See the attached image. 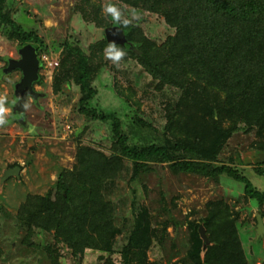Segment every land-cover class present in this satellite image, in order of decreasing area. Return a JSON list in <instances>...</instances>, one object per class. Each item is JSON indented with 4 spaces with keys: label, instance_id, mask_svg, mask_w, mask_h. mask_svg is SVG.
Wrapping results in <instances>:
<instances>
[{
    "label": "trees",
    "instance_id": "trees-1",
    "mask_svg": "<svg viewBox=\"0 0 264 264\" xmlns=\"http://www.w3.org/2000/svg\"><path fill=\"white\" fill-rule=\"evenodd\" d=\"M102 1H75L73 11L104 30V36L91 43L88 52L78 40L64 39L51 88L58 94L77 86L75 108L86 120L107 126L110 152L77 143L72 168L61 170L45 194H26L16 220L27 231L26 238L33 228L52 231L72 255L80 256L79 264L86 249L105 257L103 264H163L159 257L150 258L149 252L164 246L169 227L176 228L177 223L172 218L154 219L149 207L135 200L130 224H120V204L112 195L124 179V161L131 163L130 180L150 173L156 163H166L175 174L194 173L215 180L225 174L243 184L246 200L258 206L264 203V191L238 167L218 162L226 141L241 129L253 131L256 147L264 151V0H115L156 13L174 29L158 43L135 22L121 29L127 44L116 42L151 77L159 95L172 93L162 104L165 123L159 127L145 119L140 104L130 101L117 85L114 89L125 103L122 108L129 103L127 110L132 111L126 114V126L119 113L123 109L92 104L98 93L94 79L104 65L103 48L111 42L105 33L115 26L102 15ZM0 27L19 47L27 43L35 47L39 68L34 84L43 85L41 53L47 45L34 29L15 21L6 0H0ZM13 122L27 127L22 119ZM255 172L264 175V167H256ZM205 208L198 221L187 222V248L171 264H248L237 234V211L223 199L209 200ZM112 255L118 256L117 262Z\"/></svg>",
    "mask_w": 264,
    "mask_h": 264
},
{
    "label": "rangeland",
    "instance_id": "rangeland-1",
    "mask_svg": "<svg viewBox=\"0 0 264 264\" xmlns=\"http://www.w3.org/2000/svg\"><path fill=\"white\" fill-rule=\"evenodd\" d=\"M75 1L6 0V4L17 23L34 29L44 40L47 45L44 52L54 65L55 58L59 59L61 55L59 44L64 39L78 40L79 45L88 52V46L104 36V30L84 21L73 11ZM113 2L125 10L136 9L141 14L137 22L145 34L158 43L174 31L156 13L119 1ZM3 32L0 27V94L6 93L12 97L14 87L9 81L17 82L21 73L14 69L3 73L1 68L5 65V59L19 58L20 47L17 40L8 39ZM53 47L57 49L53 50ZM103 60V69L94 79L98 93L92 104L106 110L123 109L119 113L126 126V116L131 115L132 111L127 110L129 103H126L127 108H122L125 103L114 89V85H117L130 101L140 104V113L145 119L157 127L163 125L165 119L161 107L172 93H166L168 97L164 93L159 95L151 77L130 57L122 60L120 68ZM47 70L45 67L40 71L44 84H34V89L43 93V97L38 98L37 102L32 98L27 99L31 106L25 115L28 121L36 125L35 134L17 122L0 128V180L4 169L14 165L20 167L18 177L10 175L0 183V264H79L80 256L72 255L67 245L57 240L52 231L33 228L26 238L28 233L16 220V213L26 194H45L52 189L61 170L72 168L77 143L91 144L106 154L110 152L111 138L107 126L86 120L76 110L77 86L72 84L70 91L54 93L51 88L52 76H48ZM40 105H43V109ZM256 139L253 131H236L223 146L218 162L238 167L254 186L264 191V175L255 172L256 167H264V151L256 147ZM124 163V179L118 181L112 195L113 200L120 204V224L124 221L128 222L127 226L130 224V207L135 200L148 206L154 219L172 218L177 223L176 228L169 227L164 246H154L150 250V258L159 257L163 264H171L181 257L188 245L187 222L198 221L205 215L207 201L223 199L237 211V234L248 264H264V234L258 235L255 230V217L260 213L264 215V203L258 206L254 200H246L241 182L225 174L217 180L194 173L175 174L166 163L151 164L153 170L150 173L130 180L131 163L128 160ZM262 220L264 222V217ZM53 248L55 252H51ZM99 256L98 251L86 249L81 264H103L105 257L100 259ZM112 260L117 262L118 256L112 255Z\"/></svg>",
    "mask_w": 264,
    "mask_h": 264
},
{
    "label": "clouds",
    "instance_id": "clouds-1",
    "mask_svg": "<svg viewBox=\"0 0 264 264\" xmlns=\"http://www.w3.org/2000/svg\"><path fill=\"white\" fill-rule=\"evenodd\" d=\"M100 7L102 15L105 16V18H110L111 25L118 26L124 31L141 19V14L137 12L136 9L125 10L117 3L113 2V0H104ZM127 55V49L114 41L108 42L103 48V58L110 61L116 68L121 67V62ZM48 76L51 78L52 74ZM9 82L13 87L15 86V81ZM39 93L41 95V92ZM19 101L20 97L16 95L9 97L6 93L0 94V128L11 124L16 119H24L27 121V129L35 134L36 125L28 121L25 115L27 109L31 105L27 101H24L22 105L23 110L13 112V107L17 105ZM40 107L43 109V105H40Z\"/></svg>",
    "mask_w": 264,
    "mask_h": 264
},
{
    "label": "water",
    "instance_id": "water-1",
    "mask_svg": "<svg viewBox=\"0 0 264 264\" xmlns=\"http://www.w3.org/2000/svg\"><path fill=\"white\" fill-rule=\"evenodd\" d=\"M106 37L111 42H121L127 44L126 39L120 28L113 26L109 31H106ZM19 58L17 59H8V64L4 72L11 71L13 69H20L21 77L16 82L14 86V95L20 97V101L17 103V112L22 111L23 102L26 101L27 95H31L34 98L40 93L37 92L33 83L38 78V68H39V59L35 50V47L31 43L22 45L19 48ZM25 122L26 120L22 119ZM20 167L15 165L3 170V176L0 180V183L10 175L19 176ZM256 234H264V222L260 215H256ZM199 232L202 237L205 238V230L202 226L199 227Z\"/></svg>",
    "mask_w": 264,
    "mask_h": 264
},
{
    "label": "built area",
    "instance_id": "built-area-1",
    "mask_svg": "<svg viewBox=\"0 0 264 264\" xmlns=\"http://www.w3.org/2000/svg\"><path fill=\"white\" fill-rule=\"evenodd\" d=\"M49 55L46 54V52H42L41 53V59H42V63L44 64V68L46 67L48 70V74L51 76L52 71L54 70V68L58 65V57L55 58V62L54 65H51V61L48 57ZM51 66V67H50Z\"/></svg>",
    "mask_w": 264,
    "mask_h": 264
},
{
    "label": "flooded vegetation",
    "instance_id": "flooded-vegetation-1",
    "mask_svg": "<svg viewBox=\"0 0 264 264\" xmlns=\"http://www.w3.org/2000/svg\"><path fill=\"white\" fill-rule=\"evenodd\" d=\"M14 92V91H13ZM14 95V94H13ZM37 97H39V94L37 95ZM36 97V98H37ZM27 99H29V98H32V100L35 102V101H37L36 100V98H34L33 96H31V95H27V97H26ZM27 99H26V101H27ZM15 107L17 108V105H15Z\"/></svg>",
    "mask_w": 264,
    "mask_h": 264
}]
</instances>
